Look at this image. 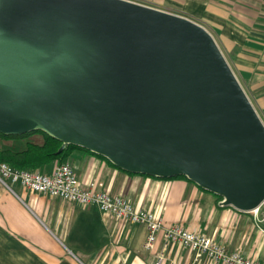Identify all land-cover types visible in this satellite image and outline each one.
Returning a JSON list of instances; mask_svg holds the SVG:
<instances>
[{"label":"water","instance_id":"obj_1","mask_svg":"<svg viewBox=\"0 0 264 264\" xmlns=\"http://www.w3.org/2000/svg\"><path fill=\"white\" fill-rule=\"evenodd\" d=\"M264 202V121L212 33L133 0H0V132Z\"/></svg>","mask_w":264,"mask_h":264},{"label":"crops","instance_id":"obj_2","mask_svg":"<svg viewBox=\"0 0 264 264\" xmlns=\"http://www.w3.org/2000/svg\"><path fill=\"white\" fill-rule=\"evenodd\" d=\"M187 16L215 37L264 121V0H133ZM28 139L11 144L24 149ZM70 162L83 185L99 181L113 195L154 212L166 225L214 237L230 251L264 263V215L257 219L187 178L131 174L107 158L74 148ZM57 162L43 172L52 174ZM0 181V264H215L161 233L147 249L146 226L98 205L83 206ZM260 220V221H259Z\"/></svg>","mask_w":264,"mask_h":264},{"label":"built area","instance_id":"obj_3","mask_svg":"<svg viewBox=\"0 0 264 264\" xmlns=\"http://www.w3.org/2000/svg\"><path fill=\"white\" fill-rule=\"evenodd\" d=\"M0 181L8 188L20 184L24 188L59 197L83 206L98 205L104 212L130 224L146 226L148 230L147 249H153L162 233L166 241L181 243L195 252L198 259L206 257L215 264H264L245 256L239 251H230L214 237L188 229L182 225H166L154 212L139 208L123 195H113L103 183L94 181L83 185L70 162L57 163L52 174L29 169H17L8 163H0ZM264 202L252 213L257 219L263 214ZM260 221V220H259ZM161 258L156 264H162Z\"/></svg>","mask_w":264,"mask_h":264},{"label":"trees","instance_id":"obj_4","mask_svg":"<svg viewBox=\"0 0 264 264\" xmlns=\"http://www.w3.org/2000/svg\"><path fill=\"white\" fill-rule=\"evenodd\" d=\"M0 139L10 142L5 144L4 147H0V163H8L17 169H29L42 172L43 168L48 164L66 161L74 148H83L70 144L60 152L63 142L42 130L32 131L22 135H6L0 132ZM17 139H28L26 148L20 150L11 144V142ZM113 165L116 166L115 164ZM174 178L189 179L185 175L165 179ZM220 197L223 198L222 196Z\"/></svg>","mask_w":264,"mask_h":264},{"label":"rangeland","instance_id":"obj_5","mask_svg":"<svg viewBox=\"0 0 264 264\" xmlns=\"http://www.w3.org/2000/svg\"><path fill=\"white\" fill-rule=\"evenodd\" d=\"M7 143H10V142H7V141H4V140L0 139V147H4V145L7 144ZM63 162H67V161H63ZM262 211H263V214H264V209Z\"/></svg>","mask_w":264,"mask_h":264}]
</instances>
